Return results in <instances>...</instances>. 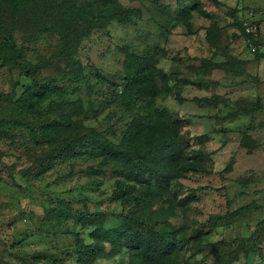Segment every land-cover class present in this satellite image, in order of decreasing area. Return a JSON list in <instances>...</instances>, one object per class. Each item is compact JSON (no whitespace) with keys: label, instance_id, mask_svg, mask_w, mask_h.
Masks as SVG:
<instances>
[{"label":"rangeland","instance_id":"obj_1","mask_svg":"<svg viewBox=\"0 0 264 264\" xmlns=\"http://www.w3.org/2000/svg\"><path fill=\"white\" fill-rule=\"evenodd\" d=\"M0 27V264H264V0H0Z\"/></svg>","mask_w":264,"mask_h":264},{"label":"trees","instance_id":"obj_2","mask_svg":"<svg viewBox=\"0 0 264 264\" xmlns=\"http://www.w3.org/2000/svg\"><path fill=\"white\" fill-rule=\"evenodd\" d=\"M17 1V3L23 4L29 0H15ZM103 22V19H98L97 16H95V18L93 19L92 23L95 24H101ZM2 28V27H0ZM243 30H245L243 27H241ZM6 36H7V40L9 41L11 48L13 49V56L17 55V50L15 47V43L13 41V36L11 31L9 30H4ZM254 41V40H253ZM237 61H234L233 64H236ZM136 63L132 64L129 66V69L132 71V75L129 76L128 81L125 85V87L123 88V90L125 91V93H128L132 96H134L135 98L138 97H143L145 96V94L150 95L151 97H155L156 95V91H155V86H153V82L151 80V73H150V69L147 66H143V65H135ZM263 106H261L259 103L255 104L253 107L249 108V110H247V113H251L254 111H259L260 109H262ZM79 127L81 126V124H78ZM81 133L83 136H86V132H89L91 135H93V130H89L87 128H84L83 126H81ZM135 137V136H134ZM85 139H89V138H84ZM98 139H94V142L97 141ZM100 143V141H99ZM128 147L127 150H125V148ZM122 154H120L119 156H115V154L113 152H108V154L106 156H108L106 159H108L110 162L111 160L114 159H121L124 158V160L126 161L128 158H131V160L133 161L134 164H136V159L134 157V152L137 149V144L135 142V139H132V141L130 142V145H124L122 148ZM113 159V160H114ZM136 174L137 172H134V169L132 171H129V175L128 178L130 176H135L136 178ZM120 186L123 188H127L128 190L132 191L134 188H132L133 186H130L129 184H126L124 181H122L120 183ZM107 215V214H106ZM108 216H106V220L108 221ZM103 223V220H102ZM131 226H135V223L133 224L132 222L130 223ZM130 228V227H129ZM106 231V230H104ZM107 234L112 233V231H107L105 232Z\"/></svg>","mask_w":264,"mask_h":264}]
</instances>
